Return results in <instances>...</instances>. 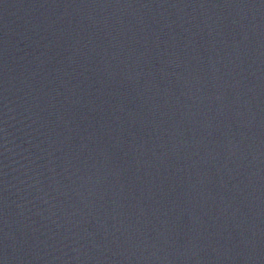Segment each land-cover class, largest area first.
<instances>
[{
	"label": "water",
	"instance_id": "95a60500",
	"mask_svg": "<svg viewBox=\"0 0 264 264\" xmlns=\"http://www.w3.org/2000/svg\"><path fill=\"white\" fill-rule=\"evenodd\" d=\"M0 264H264V0H0Z\"/></svg>",
	"mask_w": 264,
	"mask_h": 264
}]
</instances>
